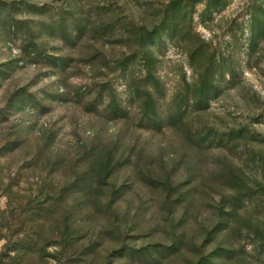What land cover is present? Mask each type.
I'll return each instance as SVG.
<instances>
[{
  "label": "rangeland",
  "instance_id": "rangeland-1",
  "mask_svg": "<svg viewBox=\"0 0 264 264\" xmlns=\"http://www.w3.org/2000/svg\"><path fill=\"white\" fill-rule=\"evenodd\" d=\"M0 264H264V0H0Z\"/></svg>",
  "mask_w": 264,
  "mask_h": 264
},
{
  "label": "trees",
  "instance_id": "trees-1",
  "mask_svg": "<svg viewBox=\"0 0 264 264\" xmlns=\"http://www.w3.org/2000/svg\"><path fill=\"white\" fill-rule=\"evenodd\" d=\"M210 93L207 92V95H209Z\"/></svg>",
  "mask_w": 264,
  "mask_h": 264
}]
</instances>
